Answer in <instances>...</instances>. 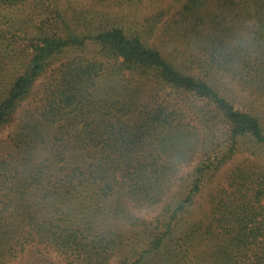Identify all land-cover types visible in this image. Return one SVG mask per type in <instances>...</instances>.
Segmentation results:
<instances>
[{"label":"trees","instance_id":"trees-1","mask_svg":"<svg viewBox=\"0 0 264 264\" xmlns=\"http://www.w3.org/2000/svg\"><path fill=\"white\" fill-rule=\"evenodd\" d=\"M29 1L0 0L30 8L0 13V131L52 69L0 156V264H264V167L202 196L244 144L264 154V117L229 97L264 100V0H176L130 30L96 8L142 0Z\"/></svg>","mask_w":264,"mask_h":264},{"label":"rangeland","instance_id":"rangeland-1","mask_svg":"<svg viewBox=\"0 0 264 264\" xmlns=\"http://www.w3.org/2000/svg\"><path fill=\"white\" fill-rule=\"evenodd\" d=\"M34 3V0H30ZM29 1V2H30ZM141 5H136L132 8H127L126 5L124 7H113L111 9L106 8L104 6L99 5L98 9L102 14L106 13L110 15L111 19H117V23L130 30L136 29L137 27H143L147 18L151 17L158 10L163 8H169L172 6H176V0H142ZM85 0H74V6L84 8H88L91 3ZM137 2V1H136ZM29 5V3H28ZM0 13L6 15L8 17L12 16L16 21L19 19H27L30 13L29 6L21 9H0ZM168 18V17H167ZM111 20V21H112ZM114 22V21H112ZM23 45V43H22ZM89 51L85 52V55L90 58H98L95 51L97 50L92 47L88 49ZM67 57L74 56V54H67ZM50 68L46 74L42 75L34 86L31 89V92L27 99L22 103L21 107L18 109L16 114L12 117L11 121L0 131V156L9 153L10 151V137L16 130L29 118V115L34 112V110L41 104V99L43 96L44 85L49 76ZM135 83H138L143 91V98L149 99L150 96H155L157 99L167 98V100H171L173 102H179L178 94L171 93L169 90H165L162 87L155 84V82L146 81V78H141L140 75L134 76ZM230 92L229 97L233 100L236 107L243 110H255L259 112L264 117V100L252 98L247 93L242 92L236 85L232 84L229 86ZM223 140V139H222ZM223 147H226V143L223 142ZM243 150H241L233 161L225 165L217 174L214 180L211 183H207L202 193L204 196L207 191L213 188L217 181L220 180V177H223L228 171L233 169L237 164L243 163L248 160L251 163H258L260 166L264 167V154L257 153V155H252V151L250 150V145L248 143L244 144ZM248 148L249 151H246ZM252 153V154H251ZM198 158L194 159L190 164L182 166L178 177L176 179V187L182 185L181 179L187 176L191 171ZM200 200V199H199ZM201 201V200H200ZM161 208H158L156 213L154 212H136L137 215L141 216L144 219L150 220L159 213ZM141 237V236H140ZM111 264H117L116 261H112Z\"/></svg>","mask_w":264,"mask_h":264}]
</instances>
